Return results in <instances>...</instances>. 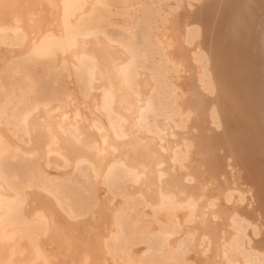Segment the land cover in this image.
<instances>
[{
  "label": "bare ground",
  "instance_id": "1",
  "mask_svg": "<svg viewBox=\"0 0 264 264\" xmlns=\"http://www.w3.org/2000/svg\"><path fill=\"white\" fill-rule=\"evenodd\" d=\"M261 14L264 0H0V264H264V35L247 40ZM47 76L70 79L66 100L39 99ZM89 188L105 196L83 218Z\"/></svg>",
  "mask_w": 264,
  "mask_h": 264
},
{
  "label": "rangeland",
  "instance_id": "2",
  "mask_svg": "<svg viewBox=\"0 0 264 264\" xmlns=\"http://www.w3.org/2000/svg\"><path fill=\"white\" fill-rule=\"evenodd\" d=\"M247 15H248V13H246ZM262 15H264V14H261V17H263L262 18V20L264 19V16H262ZM251 17H252V15H250ZM249 15H248V17H250ZM248 17L246 16L245 18H247V19H243L242 21L243 22H246L247 20H248ZM261 17H259V15L257 16V18H256V20H257V22L258 21H261ZM238 21V20H237ZM235 20H233L232 19V21H231V23L230 24H228L227 22L225 23V24H228V25H226V26H224V24H221V25H223V26H221V27H223L224 28V30H223V28H221L220 27V32L218 33V36L219 37H221V39H223L224 40V38L226 37V36H229V34L227 33V32H229L228 31V27H230L231 25H234L235 24ZM263 22V24H264V20L262 21ZM262 22L260 23V22H258V26H257V24L254 22V26H257V27H255V28H253V30H254V32L256 33H254L253 31H251V32H249L248 34H250V35H248L249 37H247V40H254V41H260L262 38H263V36L261 37V35H264V31H262V30H264V25H262ZM259 23L261 24V26L259 25ZM225 28H228L227 29V32L225 31L226 29ZM262 28V29H261ZM137 31H138V33L140 32V33H142V32H144L145 30V27L143 26V24H139V25H137ZM256 29V30H255ZM107 32H108V34L109 35H112V37L114 38L115 36H119L120 34H121V31L118 29V28H115V27H113V26H108L107 27ZM253 32V33H252ZM113 33H115L114 34V36H113ZM259 33V34H258ZM259 35V37H258V35ZM261 34V35H260ZM257 35V36H256ZM254 36V37H253ZM253 37V38H252ZM261 37V38H260ZM226 38H228V37H226ZM225 38V39H226ZM251 38V39H250ZM227 41V42H226ZM226 41H223L222 43H224V44H227V43H229V41H228V39H226ZM238 71V70H237ZM57 76H59L58 74H57ZM49 77L50 76H47V78L45 77V81H46V85H47V89L46 90H44L42 93H40L39 94V99L40 100H43L44 99V97L46 96V94H47V92L49 91V89H51V88H53V86H54V88H55V90H56V97H59V99H64V100H66L67 98H68V95H69V89L67 88L68 86H69V84H70V86H72V82L70 81V79H67V85L66 84H62V82H61V80H59L58 79V77H55V79H56V81L54 82L53 81V83L51 84V81H52V78H50L51 80H49ZM60 82V83H59ZM64 83V82H63ZM69 83V84H68ZM60 85L61 86H63V87H60ZM66 85V86H65ZM51 87V88H50ZM60 87V88H59ZM66 87V88H65ZM63 88H64V90H63ZM65 89H67V91L65 90ZM75 91H77L76 93H75ZM75 91H73L75 94H77L79 97H80V100H83V99H85L84 97H82L81 95H80V93H79V91L78 90H76L75 89ZM46 93V94H45ZM49 93V92H48ZM73 93V94H74ZM45 95V96H44ZM58 95V96H57ZM43 97V98H42ZM53 104H57V102H54ZM42 108V107H41ZM72 108H73V106H72ZM83 112H82V111ZM81 110H79V114L77 113V117H75L76 116V114H73V117H74V119H73V121L71 120V123L68 125V127H67V125H66V127L69 129V130H67V133H69V135H71L72 133H70V132H72V129H73V133L75 132V131H77V130H80V129H82V128H84L82 125H84L85 123L87 124V123H89V121H88V119H84L83 120V118H88V117H91L92 115H91V113L89 112V110L88 109H81ZM86 110V111H85ZM82 113H81V112ZM88 112V113H87ZM52 114H54V113H56V111L55 112H51ZM86 113V114H85ZM88 115V116H87ZM79 117V118H78ZM83 117V118H82ZM82 120V121H81ZM83 122H84V124H83ZM34 126H36L35 124H33ZM72 125V126H71ZM81 125V126H80ZM73 127V128H72ZM75 130V131H74ZM175 131H178V132H180V131H184V129H179V128H176L175 129ZM170 135V134H169ZM176 135L175 136H173V137H170V139L172 138V139H176ZM128 137L126 136L125 138H123V139H118V141H121V140H125V139H127ZM164 142V141H163ZM162 142V143H163ZM162 151V152H161ZM160 153H162V154H166L165 153V151H163V150H160ZM51 166H53L54 167V165H52L51 164ZM67 169H69V168H67ZM67 169H64V168H59V167H57L56 168V171H55V169L54 168H52V167H47L46 168V170H49L48 172H59L60 170L61 171H66ZM143 177H144V175H143ZM129 185H137V183H133V184H131V183H128ZM139 185V184H138ZM90 189V188H89ZM94 189V188H93ZM93 189H90L89 191H87V190H81L79 193H80V197H81V199L82 200H84V203H86V208L84 209L83 208V212H82V217L84 218V217H86V216H88L89 214H90V212H92V210L95 208V205L96 204H98V199H101V200H103L104 198V196H105V194L104 193H101L100 195H99V198L98 199H96V197L97 196H95V195H97V192L96 191H94ZM83 191V192H82ZM103 194V195H102ZM103 198V199H102ZM97 201V202H96ZM88 203V204H87ZM90 203V204H89ZM108 205L109 206H111L112 205V203L111 202H109L108 203ZM81 217V218H82Z\"/></svg>",
  "mask_w": 264,
  "mask_h": 264
}]
</instances>
